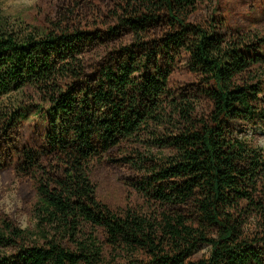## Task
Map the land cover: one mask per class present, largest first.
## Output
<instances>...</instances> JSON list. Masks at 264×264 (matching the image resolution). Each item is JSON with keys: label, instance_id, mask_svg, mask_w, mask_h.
<instances>
[{"label": "trees", "instance_id": "16d2710c", "mask_svg": "<svg viewBox=\"0 0 264 264\" xmlns=\"http://www.w3.org/2000/svg\"><path fill=\"white\" fill-rule=\"evenodd\" d=\"M203 2L0 12V168L34 191L28 226L0 214V264H264V152L238 132L264 122V32ZM103 166L137 203L98 196Z\"/></svg>", "mask_w": 264, "mask_h": 264}, {"label": "rangeland", "instance_id": "374dc122", "mask_svg": "<svg viewBox=\"0 0 264 264\" xmlns=\"http://www.w3.org/2000/svg\"><path fill=\"white\" fill-rule=\"evenodd\" d=\"M47 2L48 0H0V12L12 19L41 26ZM200 15L203 18H220L230 26L245 30L262 28L264 32V0H204ZM238 132L242 137L254 139L264 152V122L242 126L238 128ZM21 136H25L24 141L28 145H35L32 132H28L26 128L22 130ZM95 183L98 196L113 207L131 206L138 202L131 189L126 186L122 174L108 166H103L98 172ZM33 195V186L29 180L14 176L10 168H0V214L11 216L22 228L28 226L30 220L24 196L31 198ZM208 253V247L200 248V255Z\"/></svg>", "mask_w": 264, "mask_h": 264}]
</instances>
